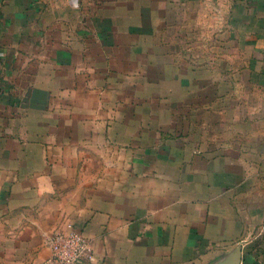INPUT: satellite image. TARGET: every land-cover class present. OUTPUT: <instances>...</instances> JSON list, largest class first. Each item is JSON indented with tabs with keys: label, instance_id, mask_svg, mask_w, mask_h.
I'll use <instances>...</instances> for the list:
<instances>
[{
	"label": "crops",
	"instance_id": "obj_1",
	"mask_svg": "<svg viewBox=\"0 0 264 264\" xmlns=\"http://www.w3.org/2000/svg\"><path fill=\"white\" fill-rule=\"evenodd\" d=\"M115 6L0 0L5 264H58L48 239L68 221L93 247L75 264H238L239 246L240 264H264V116L232 112L238 83L264 93V0H235L232 43L245 52L218 80L217 121L193 115L207 101L175 73L164 103L127 101L111 52L158 25Z\"/></svg>",
	"mask_w": 264,
	"mask_h": 264
},
{
	"label": "rangeland",
	"instance_id": "obj_2",
	"mask_svg": "<svg viewBox=\"0 0 264 264\" xmlns=\"http://www.w3.org/2000/svg\"><path fill=\"white\" fill-rule=\"evenodd\" d=\"M103 1L108 2L112 7L116 5L115 7L123 8L132 16L142 12L141 20L144 23L158 25L157 32L153 34L135 36L136 46L118 47L111 52L115 58L120 57L117 62H113L112 68L124 67L127 71L128 82L125 91L127 101L142 99V101L164 103L167 100L165 93L169 89L167 80L175 73L191 87L193 102H196L198 97L207 101V109L205 107L204 111L193 110V115L206 116V121H217L218 80L224 79L230 69L242 68L243 63L239 59L243 55L242 51L245 52L242 45L236 44L235 41L234 45L232 43V37L238 38L234 36V30L231 28L235 0ZM152 11H154L153 15ZM236 31L235 34L240 32V30ZM237 86V100L240 105L236 111H232L235 119L245 117L247 114L262 118L263 90L252 88L249 89L248 94V90L246 92L245 88H242L244 83L240 82ZM225 98L229 100L228 95ZM223 103L229 104L226 100ZM227 128L233 129L234 133L241 129L234 125ZM204 129L207 133H218V126L209 125V122ZM263 133L264 125L260 122L258 127H255L254 134ZM257 144L258 142L255 143L256 147ZM259 170L256 165L255 173ZM263 176L264 174L260 173L258 181H262ZM258 199H264V191L256 188V203ZM5 244L6 239L0 243V264H5L12 256L2 248Z\"/></svg>",
	"mask_w": 264,
	"mask_h": 264
},
{
	"label": "built area",
	"instance_id": "obj_3",
	"mask_svg": "<svg viewBox=\"0 0 264 264\" xmlns=\"http://www.w3.org/2000/svg\"><path fill=\"white\" fill-rule=\"evenodd\" d=\"M48 240L52 260L58 264H75L90 257L93 251L90 239L72 221L53 231Z\"/></svg>",
	"mask_w": 264,
	"mask_h": 264
},
{
	"label": "water",
	"instance_id": "obj_4",
	"mask_svg": "<svg viewBox=\"0 0 264 264\" xmlns=\"http://www.w3.org/2000/svg\"><path fill=\"white\" fill-rule=\"evenodd\" d=\"M238 250H239V251H238V252H239V254H238V261H239V262H238V264H240V262H241V258H242V253H241V247H240V246L238 247Z\"/></svg>",
	"mask_w": 264,
	"mask_h": 264
}]
</instances>
